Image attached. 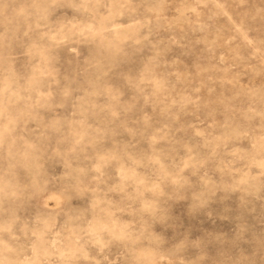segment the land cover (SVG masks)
<instances>
[{"label":"rangeland","instance_id":"1","mask_svg":"<svg viewBox=\"0 0 264 264\" xmlns=\"http://www.w3.org/2000/svg\"><path fill=\"white\" fill-rule=\"evenodd\" d=\"M0 264H264V0H0Z\"/></svg>","mask_w":264,"mask_h":264}]
</instances>
